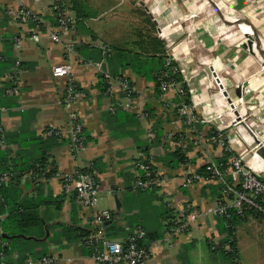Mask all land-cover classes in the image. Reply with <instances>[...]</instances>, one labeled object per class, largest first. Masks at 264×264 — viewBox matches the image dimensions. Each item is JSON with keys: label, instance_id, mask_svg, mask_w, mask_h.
<instances>
[{"label": "crops", "instance_id": "1", "mask_svg": "<svg viewBox=\"0 0 264 264\" xmlns=\"http://www.w3.org/2000/svg\"><path fill=\"white\" fill-rule=\"evenodd\" d=\"M127 1L63 0L77 26L76 34L69 39L79 44L66 57L63 44L52 43L46 35L39 42L31 41L29 33L16 19V12L26 9L38 16L43 27L54 25L53 0H0V57L3 58L0 66L5 71L0 76V83H9L8 73L16 69V63L19 64L14 79L19 96L2 98L0 103L5 108L0 115V132L6 141L5 148L0 151V166L13 176L5 185L10 204L17 199L27 211L36 212L40 227L32 229L30 237L36 239L40 236L36 240L41 244L37 246L25 240L7 243V253L5 256L0 254V264H34L42 254L55 258L57 264H96L85 254V248L79 241L59 236L61 228L72 223L81 230L93 232L94 210L81 205L74 194L66 196L62 191L63 177L90 162L98 172L97 208L114 215L112 222L104 228L105 235L122 240L126 237V229L140 226L149 250L145 264H235L225 250L220 249L227 246L229 231L234 239L238 264H264V217L248 215L229 230L221 218L208 213L171 243L164 241L166 218H170L175 210L187 207L211 209L219 196L217 185L198 183L186 186L184 176L196 174L198 169L222 156V149L212 142V137H207L206 125L194 121L196 117L209 119L222 102L215 96L217 99L213 105L208 104L207 94L212 88L205 73L199 69L192 70V65L196 55L194 49L204 52L211 37L224 24H221L219 16L221 23L197 19V22L193 21L195 29H184L182 14L193 5L188 0H173L167 6L166 14L160 18L166 23L163 33L167 43L162 41L166 62L171 60L177 64L181 61L186 65L179 74L181 83L186 86L185 94L197 115L195 117L192 112L191 120L178 113L177 105L181 102L178 94L182 92L179 83L175 90H160L157 94L153 81L135 74L130 68L121 67L119 62L112 66L104 58L95 60L92 52L81 46H92L96 50L104 45L120 48L126 52V58L142 55L133 47L136 43L133 37L129 40L125 37L122 41L119 37L120 21L134 23L128 15L140 7L138 3L134 5ZM221 1L230 4L237 15L226 14L229 19H225L233 23L241 12L248 25L251 23L253 28L264 31V0ZM198 6L202 7L200 3ZM163 10L161 7V13ZM121 14L125 16L123 19L119 18ZM239 28L245 36H253L244 24H239ZM255 50L254 45L252 51L256 54ZM219 56L222 58V54ZM65 58L71 60L72 81L83 94L70 110L62 104L66 79H56L51 75V69ZM94 63H101L110 75L124 78L133 88V97L127 99L115 82L108 86L110 89L104 90ZM245 68L241 75L237 71L232 74V70L225 74L237 79L240 78L237 76H243L245 79L242 81H250V69ZM250 83L248 93L251 90L264 94V85ZM217 87L220 95L227 89L222 79H217ZM189 91H193V95ZM222 98L226 99L224 94ZM117 99L121 101L122 109L111 114L108 109ZM234 104L235 99L227 105L228 111H235ZM260 105L264 108V100ZM72 113L77 116L87 138L86 147L79 155L71 150L66 132ZM210 127L216 131L228 128L214 122ZM48 128L59 130L58 137H46L44 132ZM177 138L180 146H176ZM178 147L183 150L186 163L175 167L164 164L162 159ZM141 157H147L154 163L161 180L159 187L145 191L130 189L136 173L134 163ZM258 158L253 157L250 164L257 173H263L264 160L259 155ZM43 160L47 163L44 174L36 173ZM51 169L53 173L49 175ZM113 195L120 203L119 210H116ZM11 207L0 215L1 221L5 220ZM46 232L48 237L42 241Z\"/></svg>", "mask_w": 264, "mask_h": 264}, {"label": "built area", "instance_id": "2", "mask_svg": "<svg viewBox=\"0 0 264 264\" xmlns=\"http://www.w3.org/2000/svg\"><path fill=\"white\" fill-rule=\"evenodd\" d=\"M138 5L143 7L149 13L146 6L138 0ZM53 21L54 25L46 26L41 29L39 24L42 21L33 12L20 9L16 12V19L19 25L27 31L28 37L31 41L38 42L43 35L49 37L50 41L54 44H63L64 55L69 57L74 49L75 42L69 39L74 30V19L66 10L62 0H53ZM152 21V20H151ZM153 23V22H152ZM34 24V26H30ZM157 37L167 43L163 31H157ZM103 53H109L110 49L106 46L99 48ZM174 58V56H173ZM172 59V58H171ZM176 60V59H175ZM173 63L168 60L167 64ZM18 66V63L15 64ZM88 65V64H87ZM97 73L102 75L110 87L112 83H117L120 92L127 98L133 97V88L128 82L119 76H112L107 70L102 67L101 63H94ZM73 66L69 59L61 64L54 66L51 69L52 77L56 79H66L64 87V97L62 104L68 110L83 97V94L75 87L72 81ZM180 73L177 64L174 63L170 68V74L175 75ZM17 74L13 75L14 77ZM169 78L168 73L159 76V85L162 92L168 90H175L178 83ZM11 81V77L9 76ZM108 87V88H109ZM110 89V88H109ZM193 95V91H189ZM181 94V93H180ZM4 96L7 98H16L19 96V89L17 85L8 88L4 91ZM178 106V113L193 120L192 117V103L185 104L181 102ZM122 109V104L119 99L108 109L111 114H115L118 110ZM5 112V108L0 105V115ZM222 118V114H221ZM203 124L207 123L206 120H196ZM235 122V121H234ZM82 125L78 122L77 116L71 114L69 117L67 134L71 150L79 155L86 147V139L82 134ZM217 135L212 137L211 140L218 147L234 153L230 157L223 171L221 164L209 162L207 170L211 172L209 179L202 175L189 173L184 176V184L192 186L195 184H215L219 186V196L221 197L216 201V205L211 209L197 210L191 207L175 210L173 215L166 223L167 230L164 235V241L171 243L174 239L183 235L192 225L196 224L198 220L206 214H212L217 217H224L229 219V211L241 213L244 208L253 209L264 215V178H259L258 173L250 169V160L258 154H253L252 157L244 158L241 152L244 144L246 143L245 132H234L231 137L226 138V131L217 130ZM60 134L57 129H46L44 135L51 137ZM177 142L176 146H180ZM6 141L2 134H0V151L5 148ZM135 177L133 178L130 189L133 191H145L161 185L160 177L154 169V163L149 158L141 157L135 163ZM83 170V171H79ZM72 174L63 177L62 191L66 196L75 195L77 201L85 206L94 210L93 224L94 231L84 241V245L92 250L90 259L96 264H145L149 257V250L139 243L145 240V234L141 227H136L133 230L126 229L125 239H111L105 235L104 224L111 219V213L108 210H99L97 207L98 202V173L94 168L93 163H88L84 167L79 168ZM11 174L0 171V206L3 202L2 188L9 182ZM70 261V260H68ZM232 261L238 264L239 261L236 256H233ZM34 264H57V260L51 256H45L37 259Z\"/></svg>", "mask_w": 264, "mask_h": 264}, {"label": "rangeland", "instance_id": "3", "mask_svg": "<svg viewBox=\"0 0 264 264\" xmlns=\"http://www.w3.org/2000/svg\"><path fill=\"white\" fill-rule=\"evenodd\" d=\"M140 1L143 6H146L149 13L146 14V12H144V8L140 6L136 11L134 10L128 15V18H131L134 23L129 22L130 24H127L128 22L126 20L124 21L125 23L121 20V33L119 36L121 41L125 37L126 40L133 37L132 40H135L136 43L139 44L143 42V37L146 38L149 35L151 36V34L157 37V31H163L164 26H166V23H163L160 18L166 14L167 6L170 5V3L172 4L173 0H139V2ZM127 2L135 5V3H138V0H128ZM187 2L193 5H190L192 7L185 10L182 14L184 29L185 27L187 29H195L196 23L193 21L195 20L197 22V19L204 20V22H206L207 19H210L211 21H216L218 23L222 22L221 24H224L220 25L217 33L211 37V41H209L204 52L202 49H194L196 55L195 60H193L192 70L197 71L199 69L203 71L205 73V77L208 79L209 85L212 88L211 91H209V94H207V99L209 101L208 104L213 105V101L217 99L215 96H218L219 100L222 102L221 105L218 106L219 108L217 107V109L214 110V114H211L209 119L207 117V123H205L207 131L212 128L210 126H212L214 122L218 125H221L222 123L224 126L228 127L225 130L226 138L231 137L234 132H245L246 143L241 150L244 154V158L246 159L248 157H252L253 154H258L260 156L259 152L264 151V108L260 105L264 100V94L261 91L252 92L251 90L250 93H248V85L249 82H251L250 85L252 83L254 85H264V63L260 61L263 55L258 58L257 54H254L252 51L253 46H256L255 41L260 43V46L264 44V31L259 30L257 27H254L256 29L255 30L250 23V31L253 36L249 38L242 34L239 24L244 23V25H246L248 22L247 18L243 13L238 12L239 18H234V20H236L235 22L231 23L225 19L228 18L226 14L232 15V17L237 15L231 10L230 4H224L221 0H188ZM178 3L179 2H176V4ZM199 3L202 6L201 8L198 6ZM161 7L164 9L162 13L160 11ZM116 14H119L118 9ZM219 16L222 18L221 22L218 21ZM124 17V15L122 17V14L121 17L119 15L120 19H123ZM148 18L152 20L151 22L154 24V30L151 29ZM230 20L233 21V19ZM226 25L227 27H224ZM230 25L232 27H230ZM76 27L77 26L74 23L73 34H76ZM163 36H165L164 33ZM185 39L186 38H184V40ZM104 46L108 48L111 47L107 45ZM133 47H135L138 51V47L136 45ZM220 47L222 48V51H220ZM198 54L200 55V59L202 61L199 60ZM220 54H222V58H220ZM204 61L207 64H201ZM177 64L180 71L186 67V65L181 61ZM244 68L245 70L250 69V81H242L245 79L243 76H237L240 77L237 79L236 77L225 74V72H230V70H232V72L237 71L241 75V70ZM232 74H235V72ZM217 79H222L224 86L227 87L226 91L224 90V93L222 92V95L224 94L226 99L222 98V95H220V89L217 87ZM234 93L237 94L236 97L234 96ZM234 99L235 111L230 112L228 111L229 108L227 105ZM193 110L194 109H192L193 115L196 117L197 115L196 113L194 114ZM237 116L241 117V119H237ZM205 133L206 132H203L202 134ZM257 176L259 178H264V172L258 173Z\"/></svg>", "mask_w": 264, "mask_h": 264}, {"label": "trees", "instance_id": "4", "mask_svg": "<svg viewBox=\"0 0 264 264\" xmlns=\"http://www.w3.org/2000/svg\"><path fill=\"white\" fill-rule=\"evenodd\" d=\"M149 20L150 18H148V22L151 26V29L154 30V24L151 22V20L150 21ZM30 26L33 27L34 24H31ZM39 27L43 29L42 25L40 24H39ZM151 36L153 35L151 34ZM151 36L149 35L146 38H144L143 42L139 44L138 43L135 44L138 47V52L142 53V55L134 54L130 58H126L124 56L126 55L125 54L126 52L121 50L120 48L110 47L109 53H103L102 50H100L99 48L96 50V48L92 46H87V45H81V46L83 48L88 49L90 52H92V55L94 56L95 60L104 58L112 66L113 64H115V62H119L121 67L130 68L135 74L145 79H149L153 81L154 89L157 94H160L159 92H161L159 80H158L159 76L168 73L169 78H167L166 80H172L180 84L182 92L181 94H178V96L181 98V102L188 104L189 99L185 94L187 93L186 86L185 84L181 83L180 74L179 73L175 75L170 74V68L172 67L174 63H170L169 65L167 64L165 60V56H164L163 42L159 38L155 36L154 37H151ZM77 45L79 44H75L74 48L77 47ZM1 60H3V58L0 57V61ZM16 70L19 71V64L18 66H16V69L14 71L8 73L9 76L11 77V81L9 83H4V82L0 83V103L1 104L3 102V100L1 99L7 98L4 96V91L8 88H12L13 85H15V80H14L15 77L13 75L16 73ZM3 72H5L4 68L3 66H0V76ZM112 76H115V75H112ZM99 77H100L101 82L103 83L104 90L108 89V85L104 77L102 75H99ZM82 134L84 135L85 139H87L83 130H82ZM58 135H53L50 138H57ZM216 135H217V132L216 130H214V128H210L208 130V133H207L208 138L215 137ZM178 140L179 138L176 139V142H179ZM232 156H234L233 152L222 149V156L220 158L215 159L214 162L217 165L221 164L223 166L221 169L224 171L226 169L225 164L227 160ZM163 161H164V164L168 165L169 167L172 165L175 167V165L177 164L182 165L186 163V158H185V154L183 153V150L181 149V147H178L175 150H173V152L168 153V155L164 159H162V162ZM38 166H39V169H36L35 172L44 174L47 163L43 160L39 163ZM0 168L2 169V170L0 169V171L11 174L9 170L3 169L2 166H0ZM207 168H208V165L198 169L197 174L202 175L203 177L209 179L211 177V172L208 171ZM79 171H83V170H79ZM52 173H53V170L51 169V171L49 172V175H51ZM12 177L13 176L11 174V178ZM62 183H63V180H62ZM218 189H219V186H218ZM1 193H2L3 202L0 206V215H3L7 208L11 206L12 207L6 212L7 216L5 220L3 221L0 220V254L5 256V254L7 253V243L9 244L11 242L14 243L17 241L25 240V241L33 243L34 245L41 246L39 240H36V239H39L40 236H36V239L30 237L31 230L36 227H40V220L35 214L36 212L33 210L27 211L24 208L23 203L21 201H18L17 199H16V202L15 200H12V202L14 203L10 204V201H9L10 199L6 195L5 186L2 188ZM219 193H220V190L218 191V195ZM220 198H221L220 196H217V200H219ZM229 213H230L229 219H224V217H219L221 218L222 221L226 223L227 227H229V230L230 228H232V226L235 223L241 221L248 215H252L256 217H264V215H262L261 213L253 209H248V208H244L239 214L236 213L235 211H229ZM168 220L169 218H166V221ZM133 229L134 228L130 230H133ZM166 230H167V226H166ZM229 233H230V238L226 242L227 246L225 248L220 247V249L225 250L226 255L228 257L233 258V256L237 257L236 255L237 251H236V247H235V243H234V239L232 237L231 231H229ZM90 234H91L90 232H86L84 230H81L75 227L74 224L72 223L68 227H62L61 234L59 236H61L62 238L66 240H69L72 238L74 241H77V242L79 241V243L85 248V251H86L85 254L90 257L92 254V250L89 247L84 245V241H86L87 237ZM4 235H6L7 237L4 238ZM145 242L146 241L144 240L142 243L140 242L139 245L146 247ZM86 247L89 249H87ZM42 255L36 258V260L42 257L48 256V255H45V256L44 255L42 256Z\"/></svg>", "mask_w": 264, "mask_h": 264}, {"label": "water", "instance_id": "5", "mask_svg": "<svg viewBox=\"0 0 264 264\" xmlns=\"http://www.w3.org/2000/svg\"><path fill=\"white\" fill-rule=\"evenodd\" d=\"M241 24H244V23H241ZM245 26H247V27L250 29V25L246 24ZM250 30H251V29H250ZM255 42H256V47H260V43H258L257 41H255ZM262 47H263V46H262ZM260 51H261V53H262V55H263V54H264V51H262V50H260ZM259 154H260V156L262 157V159L264 160V151L259 152ZM113 199H114V202H115V205H116V210H119V209H120V203L118 202L117 196H116V195H113ZM113 217H114V215H113V213L111 212V219H110V221L106 222V223L104 224V226L109 225V224L112 222ZM6 237H7V236L4 235V238H6ZM47 237H48V232L45 233V237L43 238L42 241H45Z\"/></svg>", "mask_w": 264, "mask_h": 264}, {"label": "bare ground", "instance_id": "6", "mask_svg": "<svg viewBox=\"0 0 264 264\" xmlns=\"http://www.w3.org/2000/svg\"><path fill=\"white\" fill-rule=\"evenodd\" d=\"M252 33V32H251ZM263 46V47H262ZM255 48H256V50L255 51H257L256 52V54H257V56H258V58H260V56L262 55V53H261V51L260 50H262V51H264V44H262L260 47H256L255 46ZM253 50V49H252ZM255 54V53H254ZM260 61L262 62V63H264V54H263V57H261V59H260ZM224 83V82H223ZM224 88V87H223ZM237 119H241V117H237ZM257 145V144H256ZM255 158H258V156H254ZM259 159V158H258ZM260 164H262V163H260ZM257 168V167H256ZM250 169L251 170H253L255 173H257L256 171H257V169H255V167L253 166V164H250Z\"/></svg>", "mask_w": 264, "mask_h": 264}]
</instances>
